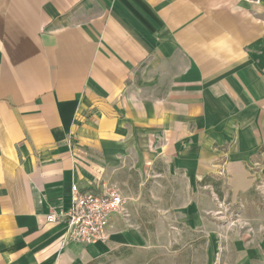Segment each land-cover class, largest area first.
Segmentation results:
<instances>
[{
  "label": "crops",
  "instance_id": "0c3cea01",
  "mask_svg": "<svg viewBox=\"0 0 264 264\" xmlns=\"http://www.w3.org/2000/svg\"><path fill=\"white\" fill-rule=\"evenodd\" d=\"M255 159L264 0H0V264H90L146 245L142 218L117 217L106 245L64 246L47 216L71 207L75 185L144 202L148 184L203 238L205 264H264ZM212 196L250 206L255 232L212 228Z\"/></svg>",
  "mask_w": 264,
  "mask_h": 264
},
{
  "label": "rangeland",
  "instance_id": "374dc122",
  "mask_svg": "<svg viewBox=\"0 0 264 264\" xmlns=\"http://www.w3.org/2000/svg\"><path fill=\"white\" fill-rule=\"evenodd\" d=\"M253 162L262 163L261 160L256 159ZM262 164L264 165V163ZM249 171L252 172L253 176H255L254 172H257V170H252V166L249 167ZM226 175V169L222 167L218 176L220 179L226 180ZM150 185H145V190L148 193L144 195V202L140 201V199L138 200L137 196L132 193L129 195L123 194L126 198V205L124 213L119 216V218L123 217L128 225L135 223V221L137 222L140 218L144 219L147 222L146 228L150 241L142 246L117 248L107 254L106 257L90 264H205L208 261L209 255L203 253L202 250L203 245H205L203 238H196L192 232L187 230L188 228L185 224L173 222L181 217L177 215V218H170L167 213L163 212L164 209H167L165 201L153 202V197L149 192L152 190ZM112 187L121 189L117 185ZM254 190L258 198H256V204L252 207H255L257 212L260 208L264 211L263 192L256 188V181ZM130 191H133V188H130L128 192ZM185 193L187 194V191L182 194L184 195ZM213 198L215 200L211 202L215 203L216 206L214 205L213 210L210 212L211 223H214L212 228H217L221 223L219 227L225 226L228 230L235 229L238 231L241 229L249 234L253 233V231L255 232L256 226L253 225L254 223L249 222L248 217L242 214V210L250 206L242 204L240 207L238 206L237 212L225 207L226 218L222 220L219 219L221 218L219 214L225 209L224 205L219 204L215 196ZM177 202L178 205H183L187 201L184 199ZM179 209L180 206H178L177 210ZM262 230L264 231V229ZM230 233L233 234L234 232Z\"/></svg>",
  "mask_w": 264,
  "mask_h": 264
},
{
  "label": "built area",
  "instance_id": "2783aa9c",
  "mask_svg": "<svg viewBox=\"0 0 264 264\" xmlns=\"http://www.w3.org/2000/svg\"><path fill=\"white\" fill-rule=\"evenodd\" d=\"M261 164L253 162L251 166L252 170H257L254 172L256 188L263 192L264 198V180L259 174L263 166ZM72 198V205L67 211L47 216L48 223L63 224L66 228L61 240L63 245L109 243L114 230L113 221L125 210L126 198L121 190L109 187L98 194L93 188L81 189L75 185Z\"/></svg>",
  "mask_w": 264,
  "mask_h": 264
}]
</instances>
